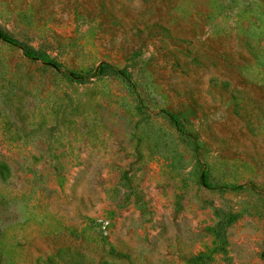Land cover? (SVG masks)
<instances>
[{
  "label": "rangeland",
  "instance_id": "rangeland-1",
  "mask_svg": "<svg viewBox=\"0 0 264 264\" xmlns=\"http://www.w3.org/2000/svg\"><path fill=\"white\" fill-rule=\"evenodd\" d=\"M0 29V264H264V0H0Z\"/></svg>",
  "mask_w": 264,
  "mask_h": 264
},
{
  "label": "trees",
  "instance_id": "trees-1",
  "mask_svg": "<svg viewBox=\"0 0 264 264\" xmlns=\"http://www.w3.org/2000/svg\"><path fill=\"white\" fill-rule=\"evenodd\" d=\"M0 37L4 40H10L9 37H7V34L4 33L1 29H0ZM21 48L23 49V51H28V46L25 44V45H21ZM52 66L54 68L57 69V71L61 72L62 74H65L71 78H75V79H78V80H81V79H84L86 77V75H81V74H76L74 72H67L63 69H60V67L55 64V63H52ZM111 73V72H118L116 71L114 68H112L111 66H109L108 64H99V65H96L94 68H93V71H92V75H100V74H103V73Z\"/></svg>",
  "mask_w": 264,
  "mask_h": 264
}]
</instances>
